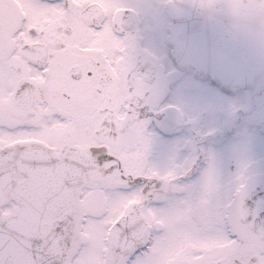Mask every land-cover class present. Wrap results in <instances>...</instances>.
<instances>
[{
	"label": "snow or ice",
	"instance_id": "obj_1",
	"mask_svg": "<svg viewBox=\"0 0 264 264\" xmlns=\"http://www.w3.org/2000/svg\"><path fill=\"white\" fill-rule=\"evenodd\" d=\"M200 6L212 9L214 0ZM228 6L264 14V0ZM131 11L125 0H0V141H33L0 144V264H264V243L250 245L240 227L264 232V191L253 192L247 164L225 192L208 155L199 191L176 201L202 157L166 172L149 164L140 112L150 101ZM9 95L27 115L10 117ZM46 128L59 138L40 142ZM23 152L35 166L87 177L78 196L87 207L67 214L45 197L37 221L11 179Z\"/></svg>",
	"mask_w": 264,
	"mask_h": 264
},
{
	"label": "flooded vegetation",
	"instance_id": "obj_2",
	"mask_svg": "<svg viewBox=\"0 0 264 264\" xmlns=\"http://www.w3.org/2000/svg\"><path fill=\"white\" fill-rule=\"evenodd\" d=\"M185 0H125L132 11L126 18L129 30L137 37L140 70L146 77L148 100L142 106L140 118L149 121L146 135L150 139L149 164L161 172L183 165L190 158L200 155L199 164L180 180L183 193H174L170 199L176 201L188 198L198 192L204 172L208 167V155L214 157L219 183L225 192L234 184L241 165H248V178L253 192L264 191V75L254 89L232 93L224 91L220 84H213L196 70L179 68L172 60L173 48L168 44L169 29L173 25L174 11ZM5 46L10 47L6 40ZM28 69L22 66L18 80L27 79ZM9 105V115H27L29 109L17 107L11 95L4 101ZM38 113L35 122L41 121ZM212 131V135H206ZM44 140H57L56 129H45ZM33 141L21 138L2 140L8 148L31 144ZM44 160L46 156L39 157ZM35 166L31 152H23L15 160L11 179L23 193L29 209L35 210L34 202L39 189L29 185V176L39 168ZM61 170V169H60ZM17 174V175H16ZM69 188L70 199H63L59 207L67 214H78L87 207L79 200L82 186L90 181L82 176ZM92 196V193H89ZM39 199V196H38ZM259 199V197H258ZM97 207L102 206L93 200ZM68 204V205H67ZM33 215V214H32ZM241 231L252 246L264 243V232L255 230L249 224H241Z\"/></svg>",
	"mask_w": 264,
	"mask_h": 264
},
{
	"label": "water",
	"instance_id": "obj_3",
	"mask_svg": "<svg viewBox=\"0 0 264 264\" xmlns=\"http://www.w3.org/2000/svg\"><path fill=\"white\" fill-rule=\"evenodd\" d=\"M203 2L185 0L174 11L169 39L174 62L182 69L197 70L225 89H253L264 75V14L229 7V0H214L212 9L202 8ZM29 179V185L39 189V201L34 202L39 213L29 210L43 222L45 197L59 206L63 199H70L69 188L82 177L67 167H40Z\"/></svg>",
	"mask_w": 264,
	"mask_h": 264
}]
</instances>
